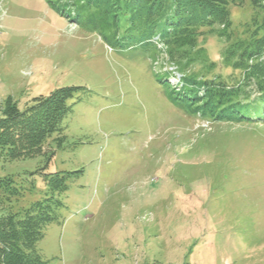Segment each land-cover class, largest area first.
<instances>
[{
  "label": "rangeland",
  "instance_id": "374dc122",
  "mask_svg": "<svg viewBox=\"0 0 264 264\" xmlns=\"http://www.w3.org/2000/svg\"><path fill=\"white\" fill-rule=\"evenodd\" d=\"M121 8L106 28L95 9L75 8L76 23L46 0H0V117L10 100L25 109L83 88L43 154L0 157V176L25 191L10 203L0 192V217L46 195L43 169L78 171L36 245L48 264H264V123L215 122L175 104L160 76L178 84L182 74L163 51L121 46L137 24L130 3ZM230 13L228 39L201 29L210 76L240 77L223 53L263 18L249 0Z\"/></svg>",
  "mask_w": 264,
  "mask_h": 264
},
{
  "label": "trees",
  "instance_id": "16d2710c",
  "mask_svg": "<svg viewBox=\"0 0 264 264\" xmlns=\"http://www.w3.org/2000/svg\"><path fill=\"white\" fill-rule=\"evenodd\" d=\"M46 1L64 17L74 16V22L79 17L75 8L95 9L90 17L97 16L106 28L112 27L110 17L117 13L111 7L116 8L117 4L120 11L123 5L130 3L132 18H137L135 29H132L136 33L124 37L121 46L139 43L145 50L163 51L173 60L183 76L180 82L169 81L168 72L160 76V81L175 104L215 122L264 123V61L257 57L264 52V0H249L263 13L258 31L248 39L232 43L223 53V63L240 71L239 78L221 74L210 76L217 64L209 61L207 50L199 45V39L202 28L218 29L219 37L228 39L232 27L230 6L240 0ZM155 38L163 47L158 48ZM197 64L203 68L201 74L191 71ZM80 89L83 88L56 89L25 109L8 101L0 117V157L18 160L43 154L49 139L65 133L73 106L81 99L73 100ZM43 171L39 174L46 185V195L22 211H9L0 217V264H48L36 245L46 236L48 225L60 221L65 206L62 197L69 189V179L78 171ZM0 192L1 201L8 203L25 193L11 176H0Z\"/></svg>",
  "mask_w": 264,
  "mask_h": 264
}]
</instances>
